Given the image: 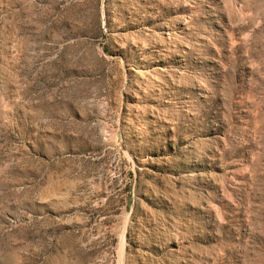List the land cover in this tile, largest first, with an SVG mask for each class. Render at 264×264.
I'll return each instance as SVG.
<instances>
[{
  "label": "rangeland",
  "instance_id": "1",
  "mask_svg": "<svg viewBox=\"0 0 264 264\" xmlns=\"http://www.w3.org/2000/svg\"><path fill=\"white\" fill-rule=\"evenodd\" d=\"M0 264H264V0H0Z\"/></svg>",
  "mask_w": 264,
  "mask_h": 264
}]
</instances>
